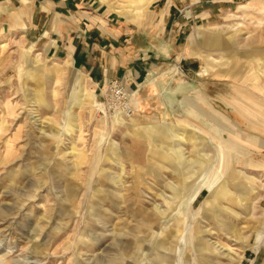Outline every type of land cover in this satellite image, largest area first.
<instances>
[{"label": "rangeland", "instance_id": "rangeland-1", "mask_svg": "<svg viewBox=\"0 0 264 264\" xmlns=\"http://www.w3.org/2000/svg\"><path fill=\"white\" fill-rule=\"evenodd\" d=\"M99 3L168 49L179 109L98 111L84 70L2 38L0 264H264V0Z\"/></svg>", "mask_w": 264, "mask_h": 264}, {"label": "crops", "instance_id": "crops-1", "mask_svg": "<svg viewBox=\"0 0 264 264\" xmlns=\"http://www.w3.org/2000/svg\"><path fill=\"white\" fill-rule=\"evenodd\" d=\"M139 32L107 14L99 0H0V40L13 38L72 62L96 87L111 78L121 79L136 98V111L173 116L181 94L166 62L168 49L139 42ZM152 132L174 135L169 126Z\"/></svg>", "mask_w": 264, "mask_h": 264}, {"label": "built area", "instance_id": "built-area-1", "mask_svg": "<svg viewBox=\"0 0 264 264\" xmlns=\"http://www.w3.org/2000/svg\"><path fill=\"white\" fill-rule=\"evenodd\" d=\"M101 101L96 103L98 111H105L114 116L132 115L136 110V98L118 78L104 81L99 87Z\"/></svg>", "mask_w": 264, "mask_h": 264}, {"label": "bare ground", "instance_id": "bare-ground-1", "mask_svg": "<svg viewBox=\"0 0 264 264\" xmlns=\"http://www.w3.org/2000/svg\"><path fill=\"white\" fill-rule=\"evenodd\" d=\"M117 116V115H116Z\"/></svg>", "mask_w": 264, "mask_h": 264}]
</instances>
